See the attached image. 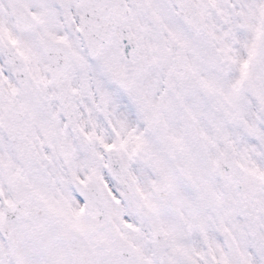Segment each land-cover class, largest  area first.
I'll return each mask as SVG.
<instances>
[{
    "label": "snow or ice",
    "instance_id": "1",
    "mask_svg": "<svg viewBox=\"0 0 264 264\" xmlns=\"http://www.w3.org/2000/svg\"><path fill=\"white\" fill-rule=\"evenodd\" d=\"M0 264H264V0H0Z\"/></svg>",
    "mask_w": 264,
    "mask_h": 264
}]
</instances>
